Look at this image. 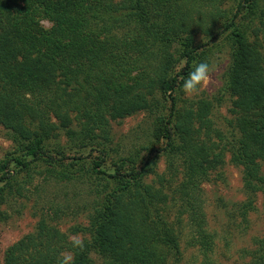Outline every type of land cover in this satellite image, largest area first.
Returning a JSON list of instances; mask_svg holds the SVG:
<instances>
[{
    "label": "trees",
    "instance_id": "16d2710c",
    "mask_svg": "<svg viewBox=\"0 0 264 264\" xmlns=\"http://www.w3.org/2000/svg\"><path fill=\"white\" fill-rule=\"evenodd\" d=\"M222 35L231 51L221 89L232 98L231 139L213 120L215 100L182 91L197 64L211 66ZM141 112L153 126L144 150L167 161V177L152 183L138 155L113 173L104 167L112 122ZM0 125L16 146L0 164V205L23 197L36 172L50 184L77 181L91 196L82 249L41 219L4 264H57L65 251L74 264H95L91 253L103 264H182L186 229L189 247L210 264L202 191L210 175L229 155L246 192L264 193V0H0ZM22 173L28 181L19 185ZM250 260L264 264V239Z\"/></svg>",
    "mask_w": 264,
    "mask_h": 264
},
{
    "label": "rangeland",
    "instance_id": "374dc122",
    "mask_svg": "<svg viewBox=\"0 0 264 264\" xmlns=\"http://www.w3.org/2000/svg\"><path fill=\"white\" fill-rule=\"evenodd\" d=\"M234 3L229 5L232 9ZM44 29H50L51 23L40 21ZM222 35L214 42L211 66L215 68V80L210 86L204 87L198 95L215 100L213 120L216 126L230 139L233 134L232 115L230 113L232 98L223 94V77L231 63L230 48ZM204 43V40L199 39ZM219 100V101H218ZM170 106V105H169ZM113 153L111 160L104 166L108 173H113L115 163L121 158L138 155L137 168L154 171L146 176V182L158 180V176L167 173L166 157L152 154L144 150L151 147L152 118L146 112H141L111 124ZM157 144L156 149L160 148ZM16 146L9 139L7 132L0 125V164L13 155ZM74 152L68 157H73ZM86 156V154H84ZM74 160H67L72 163ZM89 166V160H84ZM264 172V161L261 162ZM43 169V168H41ZM37 169V170H41ZM167 177V176H166ZM31 184L23 191V197L8 196V201L0 205V264H4L7 249L23 237L34 234L41 219L57 227L69 237L79 234L82 240L90 239L87 232L91 216L90 190L77 181L69 184H50L45 177L37 172L32 175ZM19 185L28 181L26 173L18 177ZM204 212L209 233L214 238V251L210 264H253L251 253L257 248L259 240L264 239V193L249 195L244 187L243 171L230 162L227 155L225 165L210 175L209 181L202 186ZM89 196V197H88ZM253 202L247 209V203ZM60 212L54 215V209ZM86 229V230H85ZM190 233L186 229L180 236L182 264H205L204 258L197 248L189 247ZM95 264H103L102 258L91 253Z\"/></svg>",
    "mask_w": 264,
    "mask_h": 264
},
{
    "label": "clouds",
    "instance_id": "9594fccd",
    "mask_svg": "<svg viewBox=\"0 0 264 264\" xmlns=\"http://www.w3.org/2000/svg\"><path fill=\"white\" fill-rule=\"evenodd\" d=\"M215 68L210 66L208 62H200L191 72L188 73L182 84V91L186 96L192 97L198 95L200 91L210 86L215 80ZM73 248L82 249L84 244L79 234L69 237ZM57 264H74L72 252L65 251L60 253Z\"/></svg>",
    "mask_w": 264,
    "mask_h": 264
}]
</instances>
